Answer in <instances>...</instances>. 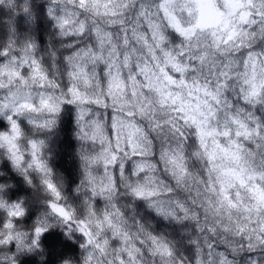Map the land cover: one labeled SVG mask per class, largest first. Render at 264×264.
<instances>
[{
    "label": "clouds",
    "instance_id": "clouds-1",
    "mask_svg": "<svg viewBox=\"0 0 264 264\" xmlns=\"http://www.w3.org/2000/svg\"><path fill=\"white\" fill-rule=\"evenodd\" d=\"M0 264H264V0H0Z\"/></svg>",
    "mask_w": 264,
    "mask_h": 264
},
{
    "label": "snow or ice",
    "instance_id": "snow-or-ice-1",
    "mask_svg": "<svg viewBox=\"0 0 264 264\" xmlns=\"http://www.w3.org/2000/svg\"><path fill=\"white\" fill-rule=\"evenodd\" d=\"M36 231H37V233H39L40 232V229H37Z\"/></svg>",
    "mask_w": 264,
    "mask_h": 264
}]
</instances>
